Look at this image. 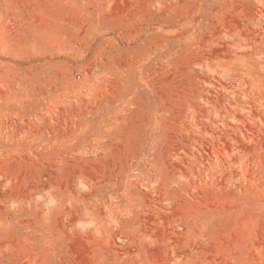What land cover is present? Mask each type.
I'll list each match as a JSON object with an SVG mask.
<instances>
[{"label": "rangeland", "instance_id": "374dc122", "mask_svg": "<svg viewBox=\"0 0 264 264\" xmlns=\"http://www.w3.org/2000/svg\"><path fill=\"white\" fill-rule=\"evenodd\" d=\"M0 264H264V0H0Z\"/></svg>", "mask_w": 264, "mask_h": 264}]
</instances>
